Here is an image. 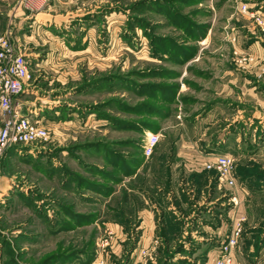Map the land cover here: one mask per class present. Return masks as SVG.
I'll return each instance as SVG.
<instances>
[{
	"label": "rangeland",
	"instance_id": "374dc122",
	"mask_svg": "<svg viewBox=\"0 0 264 264\" xmlns=\"http://www.w3.org/2000/svg\"><path fill=\"white\" fill-rule=\"evenodd\" d=\"M0 36L29 62L32 84L15 99L29 104L21 108L15 101L14 109L38 119L50 132L47 141L20 145L30 148L29 157H12L8 149L0 159V181L14 180L9 194L0 196V264H6L11 250L19 264H43L55 254L63 257L54 264H85L87 255L64 257L87 246L93 248L90 264L100 253L104 264H124L134 239L138 243L129 264L141 260L142 249L148 258L141 264H164L167 250L168 260L175 263L208 264L210 249L219 251L240 220L236 263L264 264V0H0ZM151 85L170 88L174 95L151 98ZM111 100L149 103L162 111L125 113L105 106ZM95 106L114 116L154 122L158 128H115L91 110ZM2 121L0 116V125ZM149 133H160L159 153H167L163 158L181 151L187 163L205 159L207 164L218 155H230L235 183L218 181L211 187L207 177L205 185L186 184L187 167H181L186 209L157 214L156 237L143 247L138 215L128 231L104 197L67 190L60 178L65 170L90 177L85 163L104 164L103 151L78 145L102 141L116 152H134L119 142L138 141L143 149ZM154 180L162 188L159 192L154 184L159 196L169 192L163 176ZM123 188L118 194L123 195ZM57 201L98 218L61 230L66 214ZM176 222L181 231L164 244L161 226ZM109 223L121 227L115 230ZM104 240L108 245L101 249ZM179 244L194 253L179 251Z\"/></svg>",
	"mask_w": 264,
	"mask_h": 264
},
{
	"label": "trees",
	"instance_id": "16d2710c",
	"mask_svg": "<svg viewBox=\"0 0 264 264\" xmlns=\"http://www.w3.org/2000/svg\"><path fill=\"white\" fill-rule=\"evenodd\" d=\"M89 85H91L90 83L87 84L86 86L88 87ZM84 86V87H86ZM152 90L149 91V97L151 98H155L156 93H168L170 92V88H166V87H160L159 85H151ZM83 88H80V90ZM169 90V91H168ZM79 91V90H78ZM171 93V92H170ZM174 95V93L172 92L171 95L168 97L172 98V96ZM110 103H114V106H109ZM107 107H114L115 109L118 108L121 111L125 112V113H133V114H142V115H147V114H154V112H161L162 110H159L158 108L152 106L149 103H140V104H136V105H129L125 102H122L120 100H115V101H108L106 103ZM62 107V106H60ZM66 107V106H65ZM104 107V105L102 106ZM64 108V107H63ZM91 110H93L94 113H98L101 118L107 119L110 124L118 129H134V130H139V131H144L145 128L150 129V130H157L158 125L155 124L154 122H148V121H137L134 119H130V118H123V117H118V116H114L111 114H107L104 112V110L99 107V106H95L93 107ZM119 143H121L122 145H125L126 148L132 147L134 148V152H125V153H121V152H116L114 151V149L111 147V145H109V143H103L102 141H97L96 143H89V144H80L78 145L76 148L80 147V148H93L94 150H96V152L100 153V152H104V164L103 165H99V164H84V168L89 172L90 177L84 176L76 171H68L65 170V174H67V183L66 186L70 187V188H74V190L76 191V193L81 194V196H83V193H85L84 191L88 190V191H92L98 195H101L102 197H104L105 199H107L109 196H111L114 193L113 188H111V185L114 186L116 184H119L122 182L123 178L125 176H132L134 175L138 168L140 167V165L143 163L144 161V155H143V149L140 146V142L138 141H134V140H122ZM17 146H12L9 148V151H13ZM106 166L108 168H110L109 170L106 168ZM209 173L206 172L205 174V178L207 179V181H210L211 187L216 185V183L218 182V174L215 170L212 171H208ZM96 179H100V181H105V182H109L111 185L106 184L105 182H99ZM198 183H204L203 182H198ZM206 183V180H205ZM204 183V185H205ZM208 184V183H207ZM127 191H123V198H122V202L120 204V209H115V213H113V216L115 217V219L117 221H119L121 224H123L126 229H128V231L130 230L132 224L134 223L132 217H136L133 214H128L126 215L124 212V203L127 200ZM182 197L184 199H186V201H188L187 199V195L185 193L182 194ZM87 199H92L90 197H87ZM136 206H140V203H138L137 199L136 201H134ZM190 203V201H189ZM57 204L59 205V207L64 211V213L66 214V220H63L62 225H61V230H68V229H72L73 225H77V224H90L92 222H94V220L96 218H98V216L94 213H77L76 211H74L72 209L73 206H70V204L68 203H64L61 201H57ZM73 205V204H72ZM204 208V207H202ZM132 210V209H131ZM60 213V212H59ZM131 213V212H130ZM69 216V217H68ZM181 231L180 229V223L176 222V223H170V225L167 228H164V226H161V231L160 233L162 234L163 237V242L166 241L167 244L173 239V237L175 236V234H178ZM139 235V234H138ZM137 237V236H136ZM138 243V240L134 239L132 240V242H130V248L127 249V251L124 253V264H129L130 263V259L132 256V253L134 251V249L136 248ZM165 244V242H164ZM167 244L165 245L166 248L168 247ZM7 245V244H6ZM182 244L178 245V249L181 252H186L187 254H192L194 253V250H186L182 248ZM8 247V246H7ZM76 253L79 254H84L87 255V258L85 260V264H90L93 258V248H89V246H87V248L85 247L84 249L66 255L64 258L65 259H71L74 257V255H77ZM10 254V258L6 261V264H19L18 262H16L15 257H11L12 256V250L11 252H9ZM166 260L165 262H163L164 264H179V263H190L188 262V260H184V259H179L178 261H176V263L172 260H168L170 257V252L167 250L166 251ZM63 257L61 254H55L52 256H49L48 258L43 259L42 263L43 264H54V262L56 261H61ZM84 263V261H83Z\"/></svg>",
	"mask_w": 264,
	"mask_h": 264
},
{
	"label": "crops",
	"instance_id": "0c3cea01",
	"mask_svg": "<svg viewBox=\"0 0 264 264\" xmlns=\"http://www.w3.org/2000/svg\"><path fill=\"white\" fill-rule=\"evenodd\" d=\"M33 1V0H32ZM35 2L40 0H34ZM31 81H26L25 86L29 87L32 83ZM29 89V88H25ZM15 104H18L21 108L24 105H28L29 102L27 100L17 99L15 100ZM17 105V106H18ZM58 106H55L53 111L58 112L60 108H57ZM51 108V106H49ZM57 108V109H56ZM41 109V108H40ZM36 111V110H35ZM22 112V111H21ZM37 113V111L35 112ZM37 115V114H36ZM38 120V119H37ZM60 122L62 119L59 120ZM160 147L162 145L159 143L155 153L154 158L148 159L146 158L145 161L140 165L137 172L132 176H125L121 183L116 184L119 186V189L114 191V193L109 196L106 199L107 203H111L109 207L111 213H115V209H120V204L122 202L123 195L118 194L120 192V189L124 187L123 189L127 191V200L124 203V212L126 215H138L140 218V229L142 231V235L139 241V246H150L155 239L156 230H157V218L156 215L160 213H168V212H176L177 208H185L187 205L185 202H182V196L181 193L184 191L185 187H180V180H181V167H187V171L184 172V177L187 179V183L189 184L194 183L195 185L198 184V182L205 183L206 178L205 172L206 167L205 164L207 160L205 159H198V160H191L190 163H187L186 160H183L180 158L181 151L177 152V156L173 158H163L167 153L162 151V154H160ZM182 147L185 149H189V145L183 144ZM30 148L25 149L24 146H17L15 150H13V156L12 157H18L20 158L21 155L28 157L33 153L31 150H28ZM54 149L51 148L50 155L52 156L54 154ZM211 150V149H210ZM158 155L159 157H157ZM169 156V155H168ZM185 161V162H184ZM58 169V168H57ZM55 169V170H57ZM53 171V170H52ZM50 172L49 174H51ZM66 177H65V176ZM61 174L62 183L66 186L67 183V175ZM188 175V176H186ZM158 176H163V179H165V183L167 182L169 184V192L162 193V197L159 196V190L162 189L156 182V180L153 181L154 178ZM165 176V177H164ZM183 176V175H182ZM164 181V180H163ZM12 182L14 180L7 181L5 177L2 178L0 181V196H6L8 195V191L12 187ZM154 184H157L159 186V189H155ZM164 186V184H163ZM69 187H67L68 190ZM74 189V188H71ZM156 190L157 193L154 194V191ZM20 193V192H18ZM151 193L153 196H150ZM185 193V192H184ZM176 196L173 198V200L170 199L171 196ZM186 194V193H185ZM20 196V194H18ZM136 199L140 200V206H136L135 202ZM202 201L199 200L197 203H201ZM132 209V210H131ZM131 212V213H130ZM110 227H112L115 230H119L121 225L118 223H109ZM219 251L218 249H210L208 257L209 261L208 264H214V261L212 262L213 258L216 259L218 256ZM7 261V260H6Z\"/></svg>",
	"mask_w": 264,
	"mask_h": 264
},
{
	"label": "built area",
	"instance_id": "2783aa9c",
	"mask_svg": "<svg viewBox=\"0 0 264 264\" xmlns=\"http://www.w3.org/2000/svg\"><path fill=\"white\" fill-rule=\"evenodd\" d=\"M29 77V62L25 55L16 53L7 37L0 36V116L3 117L0 125V159L12 146L32 145L49 139V129L41 125L39 120H32L14 109L15 99L23 91ZM160 140V133L148 134L143 145L145 158H150L155 153ZM206 168L217 171L220 184L234 185L235 180L232 177L234 159L230 155H218L212 162L206 164ZM241 221L243 220L234 226L228 238L221 243L214 264H237L234 250L243 234ZM107 243L108 240H104L99 247L102 249L108 245ZM139 255L141 260L134 264H141L148 258L146 249H142ZM104 262L103 254L100 253L93 264Z\"/></svg>",
	"mask_w": 264,
	"mask_h": 264
}]
</instances>
